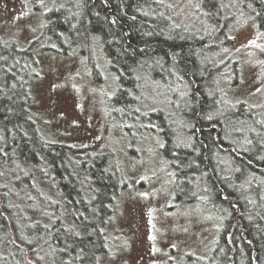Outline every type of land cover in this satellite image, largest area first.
I'll use <instances>...</instances> for the list:
<instances>
[{
	"label": "trees",
	"instance_id": "obj_1",
	"mask_svg": "<svg viewBox=\"0 0 264 264\" xmlns=\"http://www.w3.org/2000/svg\"><path fill=\"white\" fill-rule=\"evenodd\" d=\"M53 1L41 34L28 47L22 49L0 39V74L13 61L16 69L29 71L37 68L41 53L67 52L70 48L64 46H77L93 71H102L106 64L118 76L121 84L110 99L114 104L116 100L137 101L142 71H158L148 59L153 52L169 66L171 61L175 63L188 87V100L194 104L180 113L190 121L181 138L173 128L160 130L163 152L175 171V197L185 203L205 193L212 205L226 213L217 242L225 254L220 262L212 257L209 264H241V259L264 264V208L249 205L255 194L251 184L259 183L264 194V146L255 151L243 149L236 142L241 140L239 136L235 140L226 137L230 120L259 115L244 102L226 113L217 111L218 95L211 79L216 71L200 64L197 50L201 41H171L162 33H152L144 9L155 0H81L78 15L67 7L60 9L61 0ZM32 2L42 8L43 0ZM217 2L223 12L225 0ZM201 4L217 23L210 3L204 0ZM258 4L254 20L264 33V0ZM49 34L61 43H45ZM96 45L101 46L102 58ZM27 76L25 81L17 79L19 85L8 91L0 89V264H102L110 245L106 227L116 195L126 186L125 178L108 152L81 154L44 136L29 109V73ZM153 116L169 117L162 109L149 113L151 120ZM221 154L233 161L230 175L225 173ZM249 175L248 186L243 178ZM40 181L52 196L36 189ZM199 182L204 183L202 188ZM38 207L43 208L41 214L35 212Z\"/></svg>",
	"mask_w": 264,
	"mask_h": 264
},
{
	"label": "rangeland",
	"instance_id": "obj_2",
	"mask_svg": "<svg viewBox=\"0 0 264 264\" xmlns=\"http://www.w3.org/2000/svg\"><path fill=\"white\" fill-rule=\"evenodd\" d=\"M203 1L155 0L144 12L152 33H162L171 41H201L198 60L216 71L211 79L218 95L217 111L223 114L244 102L259 115L230 120L226 137L235 140L239 136L241 140L236 142L240 148L255 151L264 146V33L254 20L259 0H225L223 12L217 0H207L219 18L217 23L201 4ZM53 2L43 0L39 9L32 0H0V39L22 49L28 47L41 34L45 13ZM80 3L61 0L59 8L67 7L78 15ZM67 37L65 32L64 40ZM55 41L59 42L52 34L44 39L45 43ZM63 48L70 49L41 53L37 68L31 71L16 69L13 61L0 74V89L5 92L19 85L17 79L25 81L29 73V109L44 136L66 143L81 154L108 152L118 162L126 186L116 195L106 227L110 245L102 264H209L212 257L220 262L225 249L218 248L217 242L226 213L212 205L205 193L196 201L180 202L175 197V171L163 152L160 130L173 128L182 136L190 121L180 113L194 107L181 71L153 52L148 59L158 71H142L137 101L116 100L111 104L121 84L114 71H108L105 64L102 71L95 72L77 46ZM95 49L102 58L101 46ZM158 109L170 118L153 116L151 120L149 113ZM2 130L0 123V134ZM220 161L225 173L232 174L231 158L221 154ZM243 179L249 186L252 175ZM202 184L197 185L202 188ZM251 185L255 194L249 205L264 208L260 184ZM35 186L43 194L53 195L43 181ZM42 211L38 207L35 212ZM241 264L249 263L241 259Z\"/></svg>",
	"mask_w": 264,
	"mask_h": 264
}]
</instances>
